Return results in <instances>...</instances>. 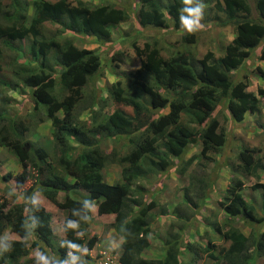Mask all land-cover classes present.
Returning a JSON list of instances; mask_svg holds the SVG:
<instances>
[{
    "label": "trees",
    "instance_id": "1",
    "mask_svg": "<svg viewBox=\"0 0 264 264\" xmlns=\"http://www.w3.org/2000/svg\"><path fill=\"white\" fill-rule=\"evenodd\" d=\"M201 1L193 0V4ZM208 1L225 16L224 26L236 27V37L225 48L223 57L215 58L209 53L199 59L198 52L189 45L195 43L194 33L182 38L183 45L189 46L167 59L160 48L146 44L144 50L136 48L139 69L128 75L124 84L118 81L110 86L111 99L133 110L130 115L117 109L104 123L105 137H127L131 147L118 161L123 167V181L110 184L103 173L109 164L108 156L99 150L97 141L100 130L79 127L74 116L83 89L101 69V58L93 50L79 48L71 39L60 42L55 37L47 38L43 28L51 24L60 28L61 35L72 32L107 43L113 28L129 20L128 11L110 5H91L83 0H75V5L69 0H35L32 4L27 0H0V71L4 49L16 54L11 63L14 81L0 80V86L18 89L22 85L31 90L35 111L40 106L45 107L59 152L52 162L43 147L24 139L26 129L16 122H10L9 128L0 133V146L9 148L23 166L22 173L16 177L17 185L22 188L25 182L35 178V189L66 214L65 238L58 240L52 229L51 214L39 203H32L34 189L26 191V204L0 205V236L9 229L20 238L0 253V264H27L23 259L29 257L31 248L45 256L49 264H63L70 259V252L81 255L73 252L69 244L86 248L88 252L94 249L97 236L90 238L94 206L98 215L114 216L111 227L123 240L119 247L122 264H182L184 251L192 254L191 264H196L200 254L207 252L210 258L219 260L209 250L211 241L208 247L195 250L192 244L183 246L180 233L191 216L181 213L177 207L174 215L180 224L173 223L171 228L178 233L168 234L163 242L164 255L160 259L144 258L143 252L151 245L156 218L153 210L158 205L155 200L147 203L145 188L138 185L139 180L168 171L174 159L183 157L192 145L201 144V158L211 151L221 150L227 143L225 129L218 120H210L221 103L226 102L236 123L243 122L248 113L259 112L264 105V88H258L255 94L248 92L246 81L234 82L235 72L264 39V24L250 19L252 10L248 0ZM185 6L184 0H139L137 18L143 28L174 26L180 30ZM256 9L264 21V0H256ZM26 41H29L27 51L33 62L26 56L21 61L24 58L22 43ZM260 58L264 61V50ZM260 72L264 80V71ZM57 87H60L58 92ZM165 109H168L167 114L154 119ZM70 140L82 148L78 155H74ZM195 159L192 157L178 170L181 176L187 174ZM237 159L235 170L244 175L257 176L264 171V165L247 149H241ZM189 176L191 186L199 193L196 197L203 204L209 183ZM0 181L7 179L0 177ZM244 188V183L234 178L227 189L221 206L228 219L244 221L250 227L264 224V216H260L253 200H247L242 194ZM252 188L260 196L264 213V183ZM76 190L87 192L86 200L77 198ZM59 194H64L62 201ZM199 201L185 194L183 204L198 211ZM70 223L77 224L78 228L69 227ZM254 236L249 238L231 227L224 234L231 245L228 250L222 249L219 257L223 253L225 264H255L256 258L249 257L247 251L253 245L257 257L264 255V232L252 240ZM56 252L58 258H53L52 253Z\"/></svg>",
    "mask_w": 264,
    "mask_h": 264
},
{
    "label": "rangeland",
    "instance_id": "2",
    "mask_svg": "<svg viewBox=\"0 0 264 264\" xmlns=\"http://www.w3.org/2000/svg\"><path fill=\"white\" fill-rule=\"evenodd\" d=\"M32 4L35 0H27ZM56 2L58 0H47ZM72 4H76L75 0H69ZM91 5H110L122 7L128 11L129 20L113 28L111 40L107 43L97 41L93 37H85L75 35L72 32H67L61 35L58 31L60 28L47 24L43 31L45 36L55 37L58 41L63 42L65 39H71L79 48L93 50L101 58V69L99 73L88 81V85L82 91V98L74 111L75 123L84 126L86 129H99L101 132L100 138L97 140L99 150L108 156L109 164L104 170L105 181L110 184H116L123 181L122 169L119 164V159L127 155L130 150L127 137H105L104 123L108 117L117 109L123 110L132 115L133 110L124 105L117 104L111 99L109 88L115 82L125 83L128 75L135 72L140 67V58L137 55L136 48L144 50L146 44L160 48L164 58H169L172 54L180 52L184 47L189 46L198 52V58L202 59L209 53H212L215 58L224 56L225 48L233 42L236 37L235 25H226L225 16L222 15L208 0H202L204 5L203 15L199 21V26L195 31H188L184 27L176 30L174 26L166 29H156L152 27L143 28L140 26L137 13L139 9V0H83ZM251 6L250 19L264 24V21L258 16L256 9V0H248ZM7 3V2H5ZM200 3V4H201ZM190 33L195 34L194 44H184L182 38ZM192 45V46H191ZM24 47L23 53L27 60L29 41L22 43ZM28 46V47H27ZM264 50V39L259 46L251 51V55L246 59L241 68L235 72V81H246L249 85L248 92L257 94L258 88H264V80L261 77V72L264 71V61L261 60V54ZM120 54V56H118ZM16 54L4 49L3 59L1 60L2 70L0 71V80L5 83H11L13 79V63ZM31 60V59H30ZM32 61V60H31ZM33 62V61H32ZM52 63V61H51ZM60 68H56L59 71ZM60 87L56 88L58 92ZM168 113V109L161 110L154 117L156 119L160 115ZM62 117L63 114L59 113ZM148 119V117H144ZM216 119L220 125L224 127L226 132L227 143L219 151H211L207 157L201 158V144L190 146L184 156L179 159H174L172 168L168 171L155 176H150L144 180H139L138 185L144 186L147 203L155 200L158 207L153 210L154 223L152 225V237H150V248L143 252L144 257L162 258L163 242L170 233H178L177 230L171 228V224L179 225L176 220L174 209L177 207L181 213H185L189 218V222L185 230L180 234V241H183V246L186 244L194 245V250L198 247H208V242L211 241L212 246L209 250L218 256L219 260L210 258L209 252L201 253L196 264H225L219 253L222 249L228 250L231 243L224 239V234L232 227L239 229L245 236H259L264 232V224L253 225L250 227L244 221L230 220L226 215L221 202L223 201L227 189L232 184L234 178L240 179L245 188L242 194L247 200H253V203L258 208L260 216H264L261 209V199L257 192L253 191V186L257 183H264V171L258 172L257 176L244 175L235 168L238 165L237 156L241 149H247L264 165V105L262 104L259 112L255 114L248 113L245 120L241 123H236L232 120L226 102L219 105L210 120ZM10 122L21 124L26 130L24 139L29 140L41 146L48 152L52 162L55 160L58 151V144L53 136V128L50 121L46 118L44 106H40L38 111H35V104L31 96V90L21 85L18 89L9 88V85L0 86V133L9 128ZM70 146L73 148L74 155H78L82 149L76 142L70 140ZM59 154V153H58ZM196 157L190 166L187 174L181 176L178 172L185 163ZM23 171V166L19 159L11 152L9 148L0 146V177L7 181H0V205L6 203L7 207L13 205L26 204L25 193L31 188L33 190V199L38 201L47 212L51 214L52 225L55 234L59 237L64 235L63 223L66 214L59 210L55 205L46 199L42 193L35 189V178L25 182L21 188L17 185L16 177ZM194 175L197 179L208 181L209 185L205 189L206 201L203 204L198 200L195 187L191 186L190 176ZM35 176V173L33 174ZM186 189L188 191L186 192ZM75 196L80 200H86L87 192L84 190H76ZM188 194L194 201H199L197 210H190L183 204L184 196ZM150 195V196H149ZM64 199V194H59V200ZM96 210V209H95ZM165 212L163 213V211ZM64 215V217H63ZM184 215V214H183ZM63 217V218H62ZM94 219L99 221L98 217ZM63 222H60L62 221ZM105 224L109 223L108 218L101 219ZM181 221V220H180ZM62 223V225H61ZM60 224V226H59ZM103 224H97L93 220L91 227V236H97V244L92 252L82 255V259L86 263L94 262L100 257L103 251L111 250L113 254H120L117 239L113 241L115 248H109V239L111 225L105 227ZM216 226H219L216 228ZM255 236L252 238L255 239ZM65 237V235H64ZM34 240V238H31ZM18 235L12 233L9 229L5 230L0 236V253L7 251L12 241H19ZM38 250L30 249V255L23 259L27 264H38ZM247 255L252 259L255 257V264H264V255L257 257L253 245H250ZM53 258H58L57 252L52 253ZM192 254L184 251L182 264H191Z\"/></svg>",
    "mask_w": 264,
    "mask_h": 264
},
{
    "label": "clouds",
    "instance_id": "3",
    "mask_svg": "<svg viewBox=\"0 0 264 264\" xmlns=\"http://www.w3.org/2000/svg\"><path fill=\"white\" fill-rule=\"evenodd\" d=\"M184 2L186 5L184 8L185 15L181 17V20L183 22V27L188 31H195L199 26L200 19L202 18L204 5L202 3L194 5L193 0H184ZM32 203L37 204L39 202L33 200ZM85 203L87 204V202ZM69 227L78 228V225L75 223H70ZM69 247L73 250V252L80 253L81 255H73V253L70 252L69 253L70 259L68 261H64L63 264H86V261L82 259V255L88 254V250L86 248H82L74 244H69ZM107 252L113 253V251L111 250H108ZM115 255L119 256L120 258V254H115ZM37 257H38V264H49V261L45 256L37 253Z\"/></svg>",
    "mask_w": 264,
    "mask_h": 264
},
{
    "label": "crops",
    "instance_id": "4",
    "mask_svg": "<svg viewBox=\"0 0 264 264\" xmlns=\"http://www.w3.org/2000/svg\"><path fill=\"white\" fill-rule=\"evenodd\" d=\"M96 209V210H95ZM92 216H93V218H92V220H94L95 222H97V224H105V222H103L101 219L102 218H108L110 221H109V223H108V225H112L113 223H114V216H112V215H102V216H100V215H98V213H97V207L96 206H94L93 208H92ZM95 216H97L98 217V219H99V221H97V219H94L95 218ZM63 217H64V215H63ZM62 217V218H63ZM60 222H63V220L62 221H60ZM61 225H62V223H61ZM106 226L105 227H107L108 225H107V223L105 224ZM59 226H60V224H59ZM52 229H53V231H54V233H55V230H54V228H53V225H52ZM110 229V236H111V239L110 238H107L106 240H108L109 241V245H108V247L109 248H115L112 244H113V241H115V239H117V242H118V245H119V247L121 246V244H122V238L119 236V235H117V233L115 232V230L111 227V228H109ZM56 235V234H55ZM60 238V240L61 239H64L65 237H64V235H61V237H59ZM93 251L94 250H91V251H89V252H92L93 253ZM94 254V253H93ZM164 254H162V256H163ZM144 256V255H143ZM144 258H146V259H148L147 257H144ZM149 259H156V258H149Z\"/></svg>",
    "mask_w": 264,
    "mask_h": 264
},
{
    "label": "built area",
    "instance_id": "5",
    "mask_svg": "<svg viewBox=\"0 0 264 264\" xmlns=\"http://www.w3.org/2000/svg\"><path fill=\"white\" fill-rule=\"evenodd\" d=\"M100 254V257L90 264H122L119 256L111 252L103 251Z\"/></svg>",
    "mask_w": 264,
    "mask_h": 264
}]
</instances>
